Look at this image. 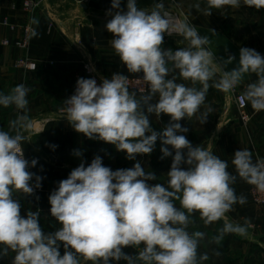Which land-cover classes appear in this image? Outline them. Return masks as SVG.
<instances>
[{"label": "clouds", "instance_id": "obj_1", "mask_svg": "<svg viewBox=\"0 0 264 264\" xmlns=\"http://www.w3.org/2000/svg\"><path fill=\"white\" fill-rule=\"evenodd\" d=\"M206 3L203 11L209 16L212 9L239 8L241 0ZM243 4L264 9V0H243ZM194 7L201 8L199 3ZM107 15L112 17L105 25L112 35L111 47L128 73H143L139 79L147 84L149 93L137 98L136 92L129 90L128 75L118 72L110 79L102 78L100 84L95 78L81 77L74 94L63 101L64 117L77 133L114 145L136 163L112 170L103 165L99 155L87 166L82 161L49 195L50 214L61 227L44 232L40 210L22 216L21 203L13 195H32L43 179L28 171L37 160L29 162L24 156L23 144L31 141L25 132L33 127L27 115L30 89L19 84L7 94L0 93V106L17 110L8 130H0V258L11 251L15 254L11 264H110L120 260L127 264H203L209 255L200 254L198 249L206 234L188 230L195 223V214L205 226L224 220L209 240L219 245L227 234H247L249 221L241 224L226 219L234 205L246 203V197L238 196L232 187L237 177L264 192V158L254 160L249 149L237 150L231 161L233 175L227 161L206 148L193 146L183 134L189 129L179 123L200 112L209 81L217 74L219 79L212 86L224 92L234 90L246 75L254 74L256 79L246 85L243 97L253 110H264V56L242 47L238 67L224 70L206 47L210 37L199 35L196 26L172 15L163 0H155L150 10L138 7L137 0H127L124 10L121 0H112ZM31 23L38 24V20ZM165 33L182 37L183 46L175 51L163 49ZM32 35L38 33L34 30ZM234 59L229 56L223 65ZM178 79L192 86L178 83ZM154 97L157 99L152 102ZM211 111L208 108L201 113L202 124ZM151 114L171 119L158 132L150 124ZM158 138L161 159L172 157L166 186L148 183L157 176L146 172L137 159L150 155ZM74 155L82 153L75 150ZM126 247L137 249V254H126Z\"/></svg>", "mask_w": 264, "mask_h": 264}, {"label": "crops", "instance_id": "obj_2", "mask_svg": "<svg viewBox=\"0 0 264 264\" xmlns=\"http://www.w3.org/2000/svg\"><path fill=\"white\" fill-rule=\"evenodd\" d=\"M23 2L24 0H0V93L7 94L19 84H24L30 89L27 95L29 102L27 115L33 127L25 132V135L30 136L31 141H25L23 148L29 162L33 159L37 160L31 172L43 178L42 190L26 197L23 193L13 195L21 203L22 216L26 217L27 211L40 210L39 223L47 233L61 227L50 214L51 205L48 197L57 189L59 181L66 179L82 161L87 166L95 156L99 155L103 165L112 170L132 166L124 165L125 152L117 151L112 144L89 139L77 133L62 113L63 101L73 92L77 79L86 76L82 62L91 60L102 76L111 77L117 72L128 76H141L143 73H128L126 66L120 62L111 47L112 35L107 31L106 24H86L84 21H77L76 18L79 17L74 9L76 6L60 7L57 0H44L34 17L38 20V24H33L38 35L32 36L28 49L18 47L16 42L21 39L22 25L27 19L22 10ZM68 8L70 10H67ZM87 9L89 11L90 7L84 11ZM63 11L73 14V17L72 15L71 18L62 17L60 13ZM6 17L10 23L17 25L14 29L1 23ZM214 29L216 34L214 38H210L207 48L214 53L215 60L224 70L231 71L238 67L239 52L242 47L255 49L264 56V9L248 7L241 0L238 9L232 10L224 18L214 20ZM222 29H226L227 32ZM4 38L10 40L9 45L1 43ZM176 45L177 43L164 38L162 48L175 51L180 47L179 44L178 47ZM26 54L38 62L36 70L25 71L14 67L15 61ZM229 56L235 59L232 63L223 65V61ZM255 79L254 74L246 75L240 89L244 91L246 85ZM178 80L181 82V79ZM182 83L192 86L186 81ZM213 83L214 80L209 81L210 87L200 112L191 119H182L179 123L189 129L183 134L193 146L206 148L227 161L228 171L235 175L231 161L237 150L249 149L253 153L254 160L257 156L264 158V110L257 112L248 103L247 111L252 118L249 123H243L238 117L236 104L230 92L216 89L212 86ZM195 87L199 88L200 85L197 84ZM156 99L154 97L152 102ZM208 108L212 111L208 113L206 122L202 124L199 117ZM16 116L17 110L14 106L9 108L0 106V130L7 131L9 122ZM170 119V116L165 114H161L159 119L154 114L149 115L152 128L158 132L169 124ZM161 147L158 138L153 152L148 155L152 156V161L149 159L147 164H141L146 172L153 171L157 176V180L148 183L153 185L162 183L166 186L172 157L161 159V153L157 159L155 152H161ZM169 148L171 150V146ZM75 150H79L82 155L79 157L74 155ZM154 158L157 159L155 162ZM182 167L186 169L187 165ZM32 183L33 185L36 183L35 177ZM232 187L238 196L246 197V203L234 205L232 211L226 214V219L241 224L245 220L249 221L246 235L227 234L219 245L209 243L210 238L223 226L224 220L205 226L198 213L193 217L195 223L190 225L188 230L202 231L206 234L198 249L200 254L209 255V259L203 264H264V206L252 201L250 196L252 185L239 177ZM176 206L179 207V201H176ZM59 251L63 255L62 244ZM123 251L134 256L138 250L126 247ZM216 251L220 253L219 256L214 255ZM14 255L10 251L7 257L0 258V264H11ZM110 264H127V262L111 261Z\"/></svg>", "mask_w": 264, "mask_h": 264}, {"label": "rangeland", "instance_id": "obj_3", "mask_svg": "<svg viewBox=\"0 0 264 264\" xmlns=\"http://www.w3.org/2000/svg\"><path fill=\"white\" fill-rule=\"evenodd\" d=\"M57 3L59 4L60 7L61 6L72 7V5L76 6L74 9L76 10V13H78L77 17H79V19L76 18V20L77 21L80 20L81 22L84 21V23L86 24L87 23H94V24L102 23L103 25H105L108 22V20L112 18L111 16L107 15L108 11L107 12L104 11L105 9L109 10L111 8L112 0H80V1L57 0ZM153 3H155V0H137L138 7L146 9V10H150ZM163 3L165 5V8L168 11H170L172 15L178 17L181 20H187L189 23L197 27L199 35L201 36L207 35L210 38L211 37L214 38V35L212 34L211 30H214L216 33V30L214 29V20H217V19L219 20L222 17L224 18L227 16V14L231 13L232 10L238 9V8H232V7H224L222 9H212L211 15L208 16V15H205L203 11L204 9L207 8L206 0H163ZM197 3H199L201 6L200 10H197L194 7V5ZM126 4H127V0H121L122 9L126 10ZM88 7H90V10L88 11L87 9V11H84ZM67 10H70V9L68 8ZM60 15H63L62 17H65V18H71V15L73 17V14H70L69 12H64V11L63 13H60ZM222 31H225V33L227 32L226 29H222ZM164 38L166 40L169 39V41L171 42H175V44L177 43L176 45L177 47H178V44L180 47L183 46V44L180 42L182 40V37L176 34L168 35L167 33H165ZM215 62L217 61L215 60ZM105 77H109V76H105ZM218 79H219V75L217 74V76L214 78V81ZM180 81L181 82H179L178 80L179 83L183 82V80H180ZM188 83L190 84V82ZM160 155H161V152H155V157H157V159H159ZM137 159L139 160L140 163L145 165L147 164V160L151 159L149 161H152V156L143 155V156H138ZM155 159L156 158H154V162H155ZM135 163L136 161H130L128 159L124 161V165L126 166L127 164L132 165L131 167H133Z\"/></svg>", "mask_w": 264, "mask_h": 264}, {"label": "built area", "instance_id": "obj_4", "mask_svg": "<svg viewBox=\"0 0 264 264\" xmlns=\"http://www.w3.org/2000/svg\"><path fill=\"white\" fill-rule=\"evenodd\" d=\"M44 0H24L23 2V12L26 14L27 19L26 22L22 25L23 27V33L21 36V39L16 42V45L20 48L28 49L31 40H32V32L34 31V25L31 23V21L35 17V13L38 8H40L43 5ZM1 23L3 25L10 26L12 29H14L17 25L12 24L9 22L8 18H3L1 20ZM4 45H9L10 40L8 38H4L1 41ZM83 69L85 71L86 76L83 78H95L97 83L100 84L102 82V78H111V77H105L98 73L95 64L91 60H86L82 62ZM14 67L18 69H22L25 71H34L38 68V62L34 59H32L28 54L18 58L15 63ZM141 76H128L129 77V90L135 91L137 96L141 95H147L149 93V89L147 84L143 83L139 78H142ZM76 86V85H75ZM75 87L73 92L69 95V97L74 94ZM230 94L233 98L234 103L236 104V110L239 119L247 124L250 122L252 115L248 113V102L243 97V91L240 89V85L236 87L234 90L230 91ZM68 97V98H69ZM62 113L65 114L64 110H62ZM25 159V151H24ZM32 167L30 166L28 168V171L31 172ZM42 187L35 188L34 192L41 191ZM250 196L252 201L257 205L264 206V192L258 191L254 186L250 189Z\"/></svg>", "mask_w": 264, "mask_h": 264}, {"label": "water", "instance_id": "obj_5", "mask_svg": "<svg viewBox=\"0 0 264 264\" xmlns=\"http://www.w3.org/2000/svg\"><path fill=\"white\" fill-rule=\"evenodd\" d=\"M86 6V5H85Z\"/></svg>", "mask_w": 264, "mask_h": 264}]
</instances>
